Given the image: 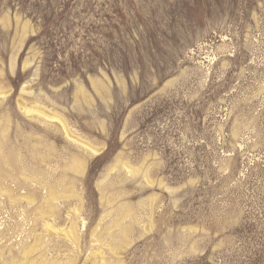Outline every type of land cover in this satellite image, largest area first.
Here are the masks:
<instances>
[{"label": "rangeland", "instance_id": "obj_1", "mask_svg": "<svg viewBox=\"0 0 264 264\" xmlns=\"http://www.w3.org/2000/svg\"><path fill=\"white\" fill-rule=\"evenodd\" d=\"M0 93V264H264V0H0Z\"/></svg>", "mask_w": 264, "mask_h": 264}, {"label": "bare ground", "instance_id": "obj_2", "mask_svg": "<svg viewBox=\"0 0 264 264\" xmlns=\"http://www.w3.org/2000/svg\"><path fill=\"white\" fill-rule=\"evenodd\" d=\"M1 94V93H0ZM6 94L7 93H5V94H2V96L3 97H5L6 96ZM22 108H24L23 106H22ZM35 112L37 113V114H39L40 116H47V117H50V116H48L46 113H44L42 110H40V109H36L35 110ZM50 118H52V117H50ZM1 128V127H0ZM9 128V127H8ZM5 129H7V128H5ZM2 130V129H1ZM6 131V130H5ZM3 133H5L4 131H3ZM1 151V150H0ZM4 154V153H3ZM11 155V154H10ZM11 157V156H10ZM0 158H1V156H0ZM9 158V157H8ZM4 160V159H3ZM10 161V160H9ZM7 164V163H6ZM1 175V174H0ZM54 188V187H53ZM53 188H51V189H53ZM6 191H8V190H6ZM10 192V191H9ZM50 192H51V190H50ZM54 193L56 192L55 190L53 191ZM52 193V192H51ZM53 194V193H52ZM51 194V195H52ZM55 195V194H54ZM49 197V196H48ZM55 197V196H54ZM57 197V196H56ZM50 198V197H49ZM51 199H53V198H51ZM54 200V199H53ZM27 250V249H26Z\"/></svg>", "mask_w": 264, "mask_h": 264}]
</instances>
